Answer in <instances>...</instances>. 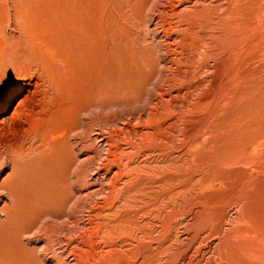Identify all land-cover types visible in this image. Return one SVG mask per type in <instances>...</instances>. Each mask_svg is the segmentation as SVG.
<instances>
[{"label":"rangeland","instance_id":"rangeland-1","mask_svg":"<svg viewBox=\"0 0 264 264\" xmlns=\"http://www.w3.org/2000/svg\"><path fill=\"white\" fill-rule=\"evenodd\" d=\"M0 154V264H264V0H0Z\"/></svg>","mask_w":264,"mask_h":264},{"label":"bare ground","instance_id":"bare-ground-1","mask_svg":"<svg viewBox=\"0 0 264 264\" xmlns=\"http://www.w3.org/2000/svg\"><path fill=\"white\" fill-rule=\"evenodd\" d=\"M32 155V154H31ZM6 159H5V157H3V155H1L0 154V168H1V166L2 165H4V163L6 162L5 161ZM7 160H9V162H10V165H11V169H12V172L15 174V176H16V178H14V180H15V183H16V181L18 180V178H20V175H19V172H18V170H17V172L15 171L14 172V170H15V166L17 165V163H16V161H15V159L10 155V156H8V159ZM33 167V166H32ZM30 168V167H29ZM12 172H10V173H12ZM9 175V174H8ZM10 175H13V174H10ZM9 177V176H8ZM7 178H5V179H3L1 182H0V193L2 192H4L5 194H7V197H8V199H9V206H7V205H5V206H3L4 208L3 209H1V211L3 210V215L4 216H8V210L9 209H11V210H13L14 209V206H15V202L17 201V200H15V190H14V186H12L11 185V182H12V180H11V182H8L7 181V183L5 182V180H6ZM10 180V179H9ZM13 183V182H12ZM17 186V185H16ZM15 186V187H16ZM17 193V192H16ZM18 194V193H17ZM16 194V195H17ZM20 200V199H19ZM18 200V201H19ZM18 201L16 202V203H18ZM39 202V201H38ZM16 209V208H15ZM12 214V213H11ZM4 218V217H3ZM6 218V217H5ZM4 218V219H5ZM8 219H10L9 217H8ZM3 221V220H2ZM11 222V221H10ZM6 223V222H5Z\"/></svg>","mask_w":264,"mask_h":264}]
</instances>
